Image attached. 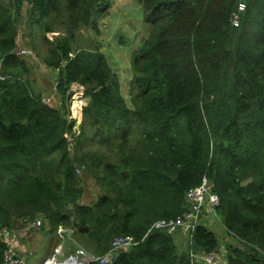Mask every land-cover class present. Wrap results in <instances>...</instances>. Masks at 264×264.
Masks as SVG:
<instances>
[{
  "label": "trees",
  "instance_id": "1",
  "mask_svg": "<svg viewBox=\"0 0 264 264\" xmlns=\"http://www.w3.org/2000/svg\"><path fill=\"white\" fill-rule=\"evenodd\" d=\"M138 1L151 30L132 63L134 109L102 53L71 49L75 32L95 24L108 0L0 2V228L12 217L38 219L46 234L68 228L95 258L116 237L132 243L108 264H187L191 248H224L227 264H264V0ZM22 19L39 26L41 62L58 72L56 106L14 76L31 57L16 50ZM74 84L87 98L76 130L68 118ZM85 142L107 152L77 155ZM76 167L104 192L93 205L78 202ZM203 178L233 242L201 223L180 248V229L154 224L182 219L187 193ZM8 249L0 238V264Z\"/></svg>",
  "mask_w": 264,
  "mask_h": 264
},
{
  "label": "rangeland",
  "instance_id": "2",
  "mask_svg": "<svg viewBox=\"0 0 264 264\" xmlns=\"http://www.w3.org/2000/svg\"><path fill=\"white\" fill-rule=\"evenodd\" d=\"M7 1L0 0L4 4ZM24 11L25 7L21 12V17L23 16V18ZM143 11V5L138 0H108L102 12L97 14L94 21L95 24L79 28L75 32V37L71 44L73 53L79 50L99 51L105 56L114 77L118 81L120 94L130 109L135 108L136 101L134 98H136L137 93L132 83L134 55L151 30V24L143 19ZM17 29L16 50L28 49L32 51V55L28 59H24L27 70L17 71L14 76L22 82L26 81L31 88V93L40 94L46 103L56 106L58 98L55 95V86L58 72L57 70L46 68L41 62L40 57L46 52V43L39 26L27 25L25 24V19H22L17 23ZM59 34L60 32L49 33L47 38L51 41ZM70 93L71 100L68 118L75 120L76 130L81 122V111L87 102V98L83 95V88L75 84L70 87ZM69 140L71 139L69 138ZM86 151L106 153L107 148L101 146L98 142H85L82 147L76 149L75 153L79 155ZM76 169L83 190L78 202L82 205H93L104 192L84 168L76 167ZM202 225L211 229L219 239L220 237H225V231L217 216L210 224L204 220ZM60 229L63 231L62 237L54 233L46 236V232L40 230V227L31 228L25 221L12 217L11 225L8 228L10 240L7 244L10 245L16 255L22 257L24 264H42L41 256L51 261L54 255L56 263H61L67 258L69 259V256H75L78 250H82L84 254L89 253L88 247H93L89 242L83 241L82 243L80 242L81 239L78 241L69 232L68 228ZM225 238L227 242H233L231 238ZM60 242L62 244L61 254L58 253L56 255L55 249L59 248ZM176 242L178 243L177 240ZM185 242H187L186 238L183 239V245L181 244L180 247L183 246L184 248ZM68 264L71 263L68 262Z\"/></svg>",
  "mask_w": 264,
  "mask_h": 264
},
{
  "label": "built area",
  "instance_id": "3",
  "mask_svg": "<svg viewBox=\"0 0 264 264\" xmlns=\"http://www.w3.org/2000/svg\"><path fill=\"white\" fill-rule=\"evenodd\" d=\"M245 9V3L243 1L238 2L236 8L230 14V23L233 27H238L240 24V15ZM21 55H32L29 50H20ZM0 80H4V77L0 76ZM81 88V87H80ZM188 210L183 214L182 219L176 223L172 222H157L154 224L155 228L162 227H177L186 236L188 243L192 242L193 233L196 228L204 220L207 222L213 221L217 216V208L220 205V198L218 194L211 190V184L206 178H203L201 183L191 189L187 193ZM40 220L36 219L32 223H29L30 227L39 228ZM56 234L59 237L63 236L62 229H58ZM10 234L7 228H0V238L8 242L10 240ZM9 245V244H8ZM132 243L126 241L123 238H114L111 243V249L100 258H95L88 254H84L82 250H78L77 254L70 257L63 263H68L71 259H75L74 264H86L91 261H99L100 264H108L113 260V253L119 249L129 248ZM59 253L58 248L55 249V254ZM53 263L55 261V255L53 256ZM187 264H227L226 251L222 248L216 252H205L204 250L191 248L187 253ZM6 264H24L21 256L16 255L9 245V249L5 252ZM62 264V263H59Z\"/></svg>",
  "mask_w": 264,
  "mask_h": 264
},
{
  "label": "crops",
  "instance_id": "4",
  "mask_svg": "<svg viewBox=\"0 0 264 264\" xmlns=\"http://www.w3.org/2000/svg\"><path fill=\"white\" fill-rule=\"evenodd\" d=\"M54 234H56V233H54ZM48 235H51V234H46V236H48ZM53 235V234H52ZM57 235V234H56ZM51 237H54V236H51ZM177 241H178V246L180 247L181 246V244H182V241H183V239H184V236H183V234L181 233V232H178V234H177ZM44 239H45V235H44ZM60 244V246H59V248H58V250H59V254H61L60 253V249L62 248V244H61V242L59 243ZM58 244V245H59ZM57 245V246H58ZM183 245V244H182ZM180 248H183V246L182 247H180ZM14 249V248H13ZM48 256V255H47ZM69 258H70V256H69ZM52 260V259H51ZM68 260V258L66 259V260H64V261H62L61 263H63V262H65V261H67ZM41 261H42V264H45V263H47V262H49V259L48 258H46V257H43V256H41Z\"/></svg>",
  "mask_w": 264,
  "mask_h": 264
},
{
  "label": "bare ground",
  "instance_id": "5",
  "mask_svg": "<svg viewBox=\"0 0 264 264\" xmlns=\"http://www.w3.org/2000/svg\"><path fill=\"white\" fill-rule=\"evenodd\" d=\"M77 102V101H76ZM77 108V107H76ZM54 261L53 260H51V261H49V262H47V264H56V263H53ZM75 262V259H71L70 261H69V263H71V264H73ZM62 264H66V263H62ZM68 264V263H67Z\"/></svg>",
  "mask_w": 264,
  "mask_h": 264
},
{
  "label": "water",
  "instance_id": "6",
  "mask_svg": "<svg viewBox=\"0 0 264 264\" xmlns=\"http://www.w3.org/2000/svg\"><path fill=\"white\" fill-rule=\"evenodd\" d=\"M45 264H47V263H45ZM56 264H59V263H56ZM74 264V263H73Z\"/></svg>",
  "mask_w": 264,
  "mask_h": 264
}]
</instances>
